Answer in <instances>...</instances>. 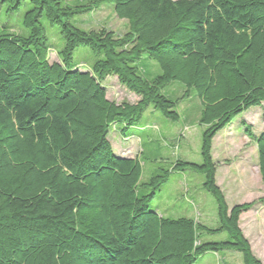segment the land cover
<instances>
[{
  "label": "trees",
  "instance_id": "1",
  "mask_svg": "<svg viewBox=\"0 0 264 264\" xmlns=\"http://www.w3.org/2000/svg\"><path fill=\"white\" fill-rule=\"evenodd\" d=\"M26 1L24 32L0 30V264H193L221 251L239 252L243 264H264L239 228L240 216L264 204V196L229 209L211 155L221 130L264 103V0H0V6L14 14ZM104 6L127 22L122 35L73 23ZM43 21L63 40L59 61L48 60ZM79 47L96 57L89 71L71 66ZM144 55L161 70L152 80L137 68ZM108 77L137 101H109ZM172 82L185 87L175 100L162 93ZM192 91L202 107L201 164L177 161L143 182L137 157L114 154L110 127L124 136L149 106L178 121L176 107ZM246 135L264 185V130L255 136L246 127ZM185 171L203 176L218 228L149 210L169 175ZM222 232L225 242H201Z\"/></svg>",
  "mask_w": 264,
  "mask_h": 264
},
{
  "label": "rangeland",
  "instance_id": "2",
  "mask_svg": "<svg viewBox=\"0 0 264 264\" xmlns=\"http://www.w3.org/2000/svg\"><path fill=\"white\" fill-rule=\"evenodd\" d=\"M86 0H70L72 5L80 4ZM29 2L26 1L14 14H6L4 7L0 6V30L3 27L10 31L24 32L22 17ZM44 22L45 33L51 47L48 60L50 63L59 61L57 53L63 47V40L58 33V28L49 27ZM73 23L81 29H99L105 27L117 35H122L127 30V22L115 17L112 8L102 7L91 14L76 16ZM96 61L95 55L84 47L77 48L71 60V66L81 71H89ZM140 74L152 80L161 74L157 63L145 55L137 63ZM103 86L106 97L116 104L121 102L134 103L137 98L120 86L115 77H108ZM185 87L178 82L165 86L162 93L170 100L179 98ZM201 103L192 91L189 99L181 101L176 112L178 121H170L162 116L159 111L149 106L140 120L121 135V127L111 126L108 141L115 155L121 157H137L141 164V180L148 181L151 177L164 170H169L177 161L200 165L202 127L198 125ZM261 107H253L221 130L213 140L212 159L216 164V183L220 188L228 208L235 205L257 201L264 196V185L258 173V155L254 141L247 137L246 127L250 128L253 135L257 136L264 130ZM245 123V125H242ZM203 176L192 172H172L166 183L156 193L153 200L148 203V208L153 211L161 209L164 217L175 219L178 217H194L195 221L204 224L210 229L219 227L216 213L211 218L199 219V207L207 204L200 193L204 194L211 204L215 205L213 197L202 188ZM200 197V198H199ZM201 204V205H200ZM192 216H188V212ZM212 212V209H211ZM197 213V214H196ZM239 228L249 242L253 256L264 263V204L257 203L243 213L239 219ZM228 240L225 232L214 235L204 234L201 242L219 243ZM193 264H243L242 255L236 251H221L206 253Z\"/></svg>",
  "mask_w": 264,
  "mask_h": 264
},
{
  "label": "crops",
  "instance_id": "3",
  "mask_svg": "<svg viewBox=\"0 0 264 264\" xmlns=\"http://www.w3.org/2000/svg\"><path fill=\"white\" fill-rule=\"evenodd\" d=\"M129 158H132V157H129ZM216 179H217V176H215V180ZM200 197H202L204 199V201L207 202V204H204V205L203 204L202 205L200 204L201 206H199V204L197 205L199 207V209H200L199 212H197V213L200 214L199 215V219L200 218H203L204 219V218H209V217L211 218L212 214L214 215V213H216V206H214L213 204H211V201L203 193L202 194L200 193ZM211 209H212V212H211ZM159 210H161V209H159V208L156 209L157 213L159 215H163L161 213V211H159ZM187 214H188V216H192V212L191 211H189ZM188 218H193L194 219V217H188Z\"/></svg>",
  "mask_w": 264,
  "mask_h": 264
}]
</instances>
